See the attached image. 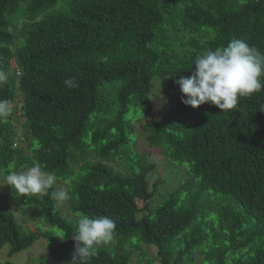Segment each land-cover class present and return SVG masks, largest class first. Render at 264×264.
<instances>
[{
  "label": "trees",
  "instance_id": "trees-1",
  "mask_svg": "<svg viewBox=\"0 0 264 264\" xmlns=\"http://www.w3.org/2000/svg\"><path fill=\"white\" fill-rule=\"evenodd\" d=\"M240 38L264 53V0H0V179L39 164L72 214L53 186L18 201L44 230L0 208V264L39 238L71 264L84 215L115 235L75 264H264V89L222 111L185 105L175 83ZM147 147L183 167L177 181L153 178Z\"/></svg>",
  "mask_w": 264,
  "mask_h": 264
},
{
  "label": "clouds",
  "instance_id": "clouds-1",
  "mask_svg": "<svg viewBox=\"0 0 264 264\" xmlns=\"http://www.w3.org/2000/svg\"><path fill=\"white\" fill-rule=\"evenodd\" d=\"M194 65L195 71L191 76H181L175 81L183 94L182 102L193 108L209 103L222 111L234 109L240 98L250 97L264 89L261 80L264 76V53L242 38L231 40L222 49L204 50L195 57ZM4 79L5 75L0 73V81ZM64 83L69 87L76 86L71 78ZM8 114L6 108H0V120ZM54 182L53 174L35 164L27 170L8 174L5 185L11 186L17 196L47 195ZM53 196L58 202L68 199L64 189L56 190ZM115 229V222L107 216H81L72 236L75 252L71 264L95 255L99 246L114 239Z\"/></svg>",
  "mask_w": 264,
  "mask_h": 264
},
{
  "label": "rangeland",
  "instance_id": "rangeland-1",
  "mask_svg": "<svg viewBox=\"0 0 264 264\" xmlns=\"http://www.w3.org/2000/svg\"><path fill=\"white\" fill-rule=\"evenodd\" d=\"M1 82V81H0ZM20 96L17 94L15 100L7 104L8 108L16 110V115L21 114L20 110ZM161 110H158L155 106L150 109L151 113H158ZM16 130H21V125L19 122L16 125ZM149 149V150H147ZM146 152H148L152 157L150 158L152 161H155L157 166V171L155 172V177H160L161 179H166L174 183L178 180L179 175L183 173V167H178V163L171 162L164 154L161 153V150L155 149L152 150L149 147L146 148ZM153 152V153H151ZM6 178L0 179V208L12 211L17 219V221L25 228L30 229L31 231H37L46 229V225L43 223L42 219L37 217L35 214L36 207L27 206L20 207L18 205V201L27 196H17L15 190L9 186L5 185ZM56 190L58 189H66V184L59 183L58 179L55 178V182L52 185ZM35 196L40 197L41 195L36 194ZM57 209L61 213L63 217H67L68 219L72 217V214L66 208L65 201L58 202L56 199ZM55 229V228H54ZM57 230V229H56ZM148 253L150 256L154 255V249H148ZM7 254V246H4L0 249V263L6 259ZM41 257H49L52 260V264H65L64 261H59V258H52L47 255L45 248V241L42 238L37 239L31 247L27 250L21 251L20 253L12 256L11 261L15 264H39V260ZM138 254H131V264H134L137 261Z\"/></svg>",
  "mask_w": 264,
  "mask_h": 264
},
{
  "label": "built area",
  "instance_id": "built-area-1",
  "mask_svg": "<svg viewBox=\"0 0 264 264\" xmlns=\"http://www.w3.org/2000/svg\"><path fill=\"white\" fill-rule=\"evenodd\" d=\"M18 74V73H17Z\"/></svg>",
  "mask_w": 264,
  "mask_h": 264
}]
</instances>
